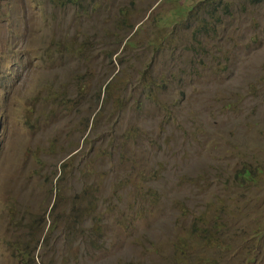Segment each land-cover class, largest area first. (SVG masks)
<instances>
[{
  "label": "rangeland",
  "instance_id": "obj_1",
  "mask_svg": "<svg viewBox=\"0 0 264 264\" xmlns=\"http://www.w3.org/2000/svg\"><path fill=\"white\" fill-rule=\"evenodd\" d=\"M0 264H264V0H0Z\"/></svg>",
  "mask_w": 264,
  "mask_h": 264
},
{
  "label": "trees",
  "instance_id": "obj_2",
  "mask_svg": "<svg viewBox=\"0 0 264 264\" xmlns=\"http://www.w3.org/2000/svg\"><path fill=\"white\" fill-rule=\"evenodd\" d=\"M252 2H255V3H259L260 1L262 0H250ZM71 2L74 4V5H77V7L79 6L80 4V0H71ZM171 33L174 32V36L176 35L177 33V28H176V25H174V28L172 27V29L170 30ZM206 31V23L204 20H202V24L201 25H196L193 30H192V37L194 38L196 44L198 45L200 43V35H202L203 33H205ZM179 93L183 96V92L182 91H179ZM247 173H249L247 171ZM216 230H220L219 227L216 229ZM198 234V233H197Z\"/></svg>",
  "mask_w": 264,
  "mask_h": 264
}]
</instances>
